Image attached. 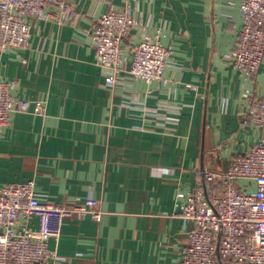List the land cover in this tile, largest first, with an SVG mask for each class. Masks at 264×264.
<instances>
[{"label": "crops", "instance_id": "crops-1", "mask_svg": "<svg viewBox=\"0 0 264 264\" xmlns=\"http://www.w3.org/2000/svg\"><path fill=\"white\" fill-rule=\"evenodd\" d=\"M241 1L71 0L73 15L51 10L58 21L32 22L27 48L1 55L0 79L45 111L13 114L1 130L0 186L33 181L41 200L71 208L92 199L101 213L98 221L66 220L48 241L59 260L47 264H178L193 226L173 217L177 192L264 139L243 118L264 93V71L246 78L229 58ZM109 9L137 24L114 84L112 70L95 62L91 36ZM145 37L172 50L162 80L128 73ZM27 227L36 230L37 221Z\"/></svg>", "mask_w": 264, "mask_h": 264}, {"label": "built area", "instance_id": "built-area-1", "mask_svg": "<svg viewBox=\"0 0 264 264\" xmlns=\"http://www.w3.org/2000/svg\"><path fill=\"white\" fill-rule=\"evenodd\" d=\"M241 29L229 55L234 69L246 78L264 71V0H242ZM74 14L71 0H0V57L11 50L25 49L32 36V22ZM137 27L125 11L109 9L91 29L95 62L112 70L107 78L114 84L126 64L123 45ZM172 50L145 37L133 47L128 73L147 83L162 80ZM16 82L0 79V132L17 113L44 114L40 101L17 99ZM247 125L264 129V93L252 98L243 114ZM201 181L190 192H177L175 207L180 218L193 229L187 234L178 264H264V139L248 152L234 158L221 173L198 172ZM255 184L249 192L244 182ZM223 193L208 196L210 184ZM98 202L87 199L71 208L41 200L35 184L27 181L0 186V264H47L59 260L48 249L57 240L66 220L90 216L100 218ZM37 221V229L27 225Z\"/></svg>", "mask_w": 264, "mask_h": 264}, {"label": "trees", "instance_id": "trees-1", "mask_svg": "<svg viewBox=\"0 0 264 264\" xmlns=\"http://www.w3.org/2000/svg\"><path fill=\"white\" fill-rule=\"evenodd\" d=\"M213 192H215V193H213ZM222 193H223V190H222V188L219 185H217L215 183H211L210 184V192H209V195H208L209 197L212 194L220 195Z\"/></svg>", "mask_w": 264, "mask_h": 264}]
</instances>
